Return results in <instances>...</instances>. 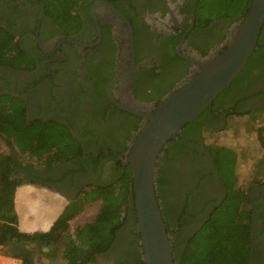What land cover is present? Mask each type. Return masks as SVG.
<instances>
[{
	"label": "flooded vegetation",
	"instance_id": "1",
	"mask_svg": "<svg viewBox=\"0 0 264 264\" xmlns=\"http://www.w3.org/2000/svg\"><path fill=\"white\" fill-rule=\"evenodd\" d=\"M193 1L93 0L81 3L78 6L81 28L66 36L45 13L43 0H0V29L13 36V41L23 51L15 66L0 63V98L9 96L21 101L28 121L65 125L82 148L80 158L52 165L19 158L15 171L26 185L57 195L67 204L90 184L107 185L116 180V161L126 164L129 146L146 119L119 107L111 96L134 110L150 111L156 103L136 95L143 96L150 83L138 75L153 58L156 63L158 59L166 60L174 36H178L174 50L181 58V55L205 57L217 53L226 40L205 56L190 47L189 43L213 40L216 29L222 24L215 21L203 31H194ZM111 6L136 24V29L132 26L134 55L128 27ZM182 7L184 12H180ZM106 25H111V37L116 46L113 58L107 39L103 40ZM225 30L226 38L234 33L230 27ZM260 53L250 64L243 82L245 87L236 91V99L246 96L238 102L243 111L264 105V59L259 57ZM11 57L9 61L13 62ZM137 57H142L139 64ZM197 68L191 63L187 75ZM170 69L172 66L168 65L166 70ZM214 113L219 116V111ZM227 119L210 116L209 122L212 126L220 125ZM203 136V130L191 135L183 148L170 147L168 158L157 160L162 168L165 217L172 224L180 225L171 231L172 235L180 231L179 239L191 235L226 194ZM124 143L127 148L122 151ZM99 146L101 150H96ZM241 188L248 195L251 213L247 264H264V181L250 180L241 184ZM129 214L131 217V210ZM8 246L14 252L29 250L24 245L10 243ZM133 248L134 238L124 229L118 233L112 249L88 264L134 262L136 250Z\"/></svg>",
	"mask_w": 264,
	"mask_h": 264
},
{
	"label": "trees",
	"instance_id": "2",
	"mask_svg": "<svg viewBox=\"0 0 264 264\" xmlns=\"http://www.w3.org/2000/svg\"><path fill=\"white\" fill-rule=\"evenodd\" d=\"M43 1L45 13L60 27L61 33L69 36L77 33L82 25L78 6L81 3H91L93 0ZM249 5L250 0L193 1L191 11L195 16L194 31H203L215 21H221L222 24L216 29L213 40L201 44L192 45L189 43L190 47L200 56L208 54L216 45L224 42L227 35L225 28L230 27L233 23L237 24L245 15ZM184 11L185 8H180V12ZM130 20L136 29V24L131 18ZM110 28L111 25H106L104 28L103 40L107 39L110 55L113 58L116 46L112 41ZM12 37L7 34V31L0 29V63H14L15 66V63L20 61V55L23 54V51L19 44L13 41ZM177 39L178 36L171 39L165 61L158 59L156 63L153 58L142 67L138 76L150 83L145 88L143 96L135 92L142 100L159 103L162 97L172 91L188 74L191 63L176 54L174 46ZM258 53H260L259 57L264 59V23L256 46L245 67L201 114L185 124L167 142V146L158 157L160 162L164 157L168 158L167 150L170 147L176 146L181 149L185 146L184 143L190 140L191 135L198 134L201 130L203 133L213 131V126L209 122L210 116L216 118L220 116L226 118L242 117L244 125L250 123L248 128L251 124L255 125V121L263 120L264 105L257 106L251 111H243L238 102L245 99L246 96H241L239 99L235 98L237 96L236 91L245 87L243 82L246 79L250 64L255 62ZM10 57L14 59L13 62L9 61ZM141 60L142 57H137L136 63L139 64ZM168 65L172 66L169 71L166 70ZM215 111H219V116L215 115ZM259 129V125H257L256 130L259 131ZM259 134L260 131L258 133L260 138ZM0 138L5 141L10 149L8 153L0 152V246L13 243L51 247L63 238L66 242L61 253L62 261L66 264H88L94 262L97 256L106 254L112 249L118 233L128 229L129 234L134 238L133 249L136 250V255L134 262L130 261L125 264H143L140 238L136 227L132 174L127 163L122 164L121 160L116 161L114 171H116L117 178L114 182L107 185L90 184L80 195L71 199L47 231H22L18 227L14 197L17 187L25 184L26 181L15 171L20 164L18 155L40 161L46 165H52L58 161L64 162L80 158L82 148L78 139L65 125L49 121H28L24 114L23 103L9 96L0 98ZM205 144L214 160L218 174L225 184L226 194L193 235H185L181 239H179L180 231L174 232L172 235V229L176 225H180L172 224L166 220L162 168L160 162L156 163V193L163 221L167 228L174 263L183 264L182 260L187 251L191 247L201 244L200 249H202L203 257L206 259L205 264H247L251 241V213L248 206V195L242 190V180H239L236 171L237 153L227 145ZM126 148L124 143L122 151ZM98 149L101 150L100 146L96 150ZM261 167L262 174H264V166ZM257 168L259 169V167ZM251 174L252 178L254 172ZM25 197L26 193L23 192L22 188H19L17 200L21 202L25 200ZM96 200H100L101 203L93 220L78 225L72 233H69V221L83 210L85 203ZM22 206L20 205V207ZM130 210L133 213L131 217ZM20 226L22 229L29 228L26 223H22ZM39 226H43V223H39ZM208 227H213L212 237L205 235V230ZM8 254L19 258L22 261L21 264H34L33 255L29 250Z\"/></svg>",
	"mask_w": 264,
	"mask_h": 264
},
{
	"label": "water",
	"instance_id": "3",
	"mask_svg": "<svg viewBox=\"0 0 264 264\" xmlns=\"http://www.w3.org/2000/svg\"><path fill=\"white\" fill-rule=\"evenodd\" d=\"M112 8L128 27L130 47L134 55L132 24L123 14ZM263 23L264 0H250L245 15L220 51L205 57L181 55L198 66L197 70L187 75L183 82L163 96L150 111L134 110L116 102L111 96L119 107L146 119L125 156L132 174L136 227L143 264H175L156 193L155 172L158 157L167 142L185 124L201 114L242 71L256 46ZM100 36L99 31V39Z\"/></svg>",
	"mask_w": 264,
	"mask_h": 264
},
{
	"label": "rangeland",
	"instance_id": "4",
	"mask_svg": "<svg viewBox=\"0 0 264 264\" xmlns=\"http://www.w3.org/2000/svg\"><path fill=\"white\" fill-rule=\"evenodd\" d=\"M236 25V23L231 24L230 29L235 31ZM229 37L230 36H228L226 40ZM242 122V117L228 118L223 124L213 125V131L204 132L203 138L207 144L227 145L236 151V171L238 178L239 180H242L241 184L243 185L245 182L250 180H264V174H262L261 170V166H264V118L263 120L259 119L258 121H255V125L251 124L250 128H248L250 123H248V125H244ZM257 125H259L260 128L259 135L261 139L258 136L259 131L256 130ZM9 151L10 149L5 141L0 139V152L8 153ZM18 158L26 161L29 160L30 162L34 161L23 155H18ZM257 167H259V169ZM252 172H254L255 176L253 175L251 178ZM21 188L23 189V192H27L28 187L25 186ZM35 190L42 195L44 194L40 189L38 190V188ZM52 199H54V201L60 202L57 198ZM65 202L66 201L63 199L62 203ZM100 203V200L85 203L83 210L80 211L77 216L70 221L68 229L69 233H72L73 229L79 224L93 219L99 209ZM196 230L191 235H193ZM212 233L213 227H208L205 230L206 236L209 235L212 237ZM65 242L66 241L62 238L59 242H56L54 245L48 248L37 246L29 247V251H31L33 255L35 264H63L64 262L61 260L60 252L64 247ZM201 246V244H197V246L195 245L191 247L182 260L183 264H205L206 259L203 257L202 249H200ZM10 252L11 250L8 246H0V260L4 259V257H8V253ZM192 258L194 259L190 261Z\"/></svg>",
	"mask_w": 264,
	"mask_h": 264
},
{
	"label": "crops",
	"instance_id": "5",
	"mask_svg": "<svg viewBox=\"0 0 264 264\" xmlns=\"http://www.w3.org/2000/svg\"><path fill=\"white\" fill-rule=\"evenodd\" d=\"M25 186L28 187L27 192H26V197H25V200L20 202L19 200H17V191L19 188L25 187ZM35 189H37V188H35L34 186H31L29 184H27V185L23 184V185L17 187L16 192H15L14 203H15L16 213L18 216V227L22 231H29V232L34 231V230L47 231L48 229H50L53 221L61 213L64 206L66 205V202L62 203L61 197H57V195H55V197H54L53 195H48L46 192L41 191L42 193H44L42 195L38 191L36 192ZM52 198H57L60 202L54 201V199H52ZM20 205H23V206L20 207ZM92 220L93 219H91L89 221H85L79 225H82L86 222H90ZM70 221H69V223H70ZM41 222L43 223V226H39V223H41ZM22 223H26L29 228L22 229L20 226ZM68 229H69V227H68ZM74 229H73V231H74ZM24 246H25V248H28V249H29V247H34V245H29V244H25ZM42 248H48V247H42ZM63 248L60 252V256H61V253L63 251ZM10 250L12 253H18V252H14L12 249H10ZM11 259H16V258L12 257L10 254H8V257H4V259L0 260V264H5L7 261H9Z\"/></svg>",
	"mask_w": 264,
	"mask_h": 264
},
{
	"label": "built area",
	"instance_id": "6",
	"mask_svg": "<svg viewBox=\"0 0 264 264\" xmlns=\"http://www.w3.org/2000/svg\"><path fill=\"white\" fill-rule=\"evenodd\" d=\"M5 264H21V261L19 259H11L7 261Z\"/></svg>",
	"mask_w": 264,
	"mask_h": 264
}]
</instances>
